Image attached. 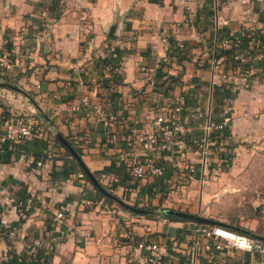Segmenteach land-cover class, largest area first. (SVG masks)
Returning <instances> with one entry per match:
<instances>
[{"label": "crops", "instance_id": "crops-1", "mask_svg": "<svg viewBox=\"0 0 264 264\" xmlns=\"http://www.w3.org/2000/svg\"><path fill=\"white\" fill-rule=\"evenodd\" d=\"M254 30L264 34V0H0V83L9 87L0 88V134L2 119L18 114L33 115L46 130L41 139L0 148V219L16 228L14 237L0 236V264H130L132 243L143 239L167 242L165 264H256L234 247L206 250L203 238L195 246L194 230L202 224L147 218L98 199L60 141L129 205L159 207L162 196L179 195L189 183L208 184V164L202 166L195 150L158 156L166 178L134 183L117 151L131 138L130 128L152 124L165 104L153 102L160 95L182 100L186 140L199 138L207 120L220 122L227 111L224 138H211L208 161L220 160L218 144L232 152L239 140L255 139L264 115V61L216 58L222 39L239 41ZM250 49L264 53L259 42ZM92 105L117 116L116 144L88 119ZM30 158H43V165H29ZM187 163L196 167L195 178L186 175ZM210 198L200 189V211ZM59 212L64 217L57 222ZM211 212L204 213L215 217ZM216 222L264 241L253 228Z\"/></svg>", "mask_w": 264, "mask_h": 264}, {"label": "built area", "instance_id": "built-area-1", "mask_svg": "<svg viewBox=\"0 0 264 264\" xmlns=\"http://www.w3.org/2000/svg\"><path fill=\"white\" fill-rule=\"evenodd\" d=\"M221 47L228 49L230 40H221ZM234 59L242 61L262 60L264 53L252 56L248 51L238 52ZM1 65L9 68L8 62L1 61ZM106 69H110L105 67ZM114 74L116 70L111 69ZM162 100L165 104L159 113L153 118L150 126H134L130 128L131 138L125 142L117 151L119 163L124 167L130 183H134L143 177L166 178L167 167L158 160V156L168 155L181 158L187 152L195 150L199 156L202 166L206 165L209 155H211L212 142L224 138L225 130L230 122L227 111H224L222 121L214 122L207 120L202 127V135L197 139L186 140L183 137L185 126L183 123V103L178 97L164 100L166 97L160 95L153 98V102ZM164 98V99H163ZM87 117L94 123L101 124L106 132V140L109 144H116L118 141L119 127L118 118L114 114H107L100 105H92L87 111ZM2 132L0 134V148L8 145H22L45 136V127L33 116L18 114L4 117L1 121ZM214 145V144H212ZM223 144H218L214 154L219 159H224ZM225 152V151H224ZM26 158L25 154L19 159ZM225 160V159H224ZM29 165L39 168L43 165V158L27 159ZM186 175L192 177L196 174V167L192 164L185 165ZM78 177L84 178L83 173H78ZM64 215L59 212L55 215V220L61 221ZM8 234L14 237L16 228L7 219H0V236ZM206 239V250H220L227 247H234L243 254L255 257L256 264H264V241L251 237L235 230L219 225H199L194 230L193 242L198 245L199 239ZM169 256L167 242H154L146 239L134 241L129 252L130 264H165Z\"/></svg>", "mask_w": 264, "mask_h": 264}, {"label": "rangeland", "instance_id": "rangeland-1", "mask_svg": "<svg viewBox=\"0 0 264 264\" xmlns=\"http://www.w3.org/2000/svg\"><path fill=\"white\" fill-rule=\"evenodd\" d=\"M255 127L261 132L253 140H239L234 144L237 151L230 152V145H222L225 151L222 155L227 154L223 157L224 162L222 159L207 161L209 169L204 178L208 184L194 182L191 187L189 183L186 185L188 188L179 195L162 196L166 201L153 212L154 217L160 219L158 215L161 208L178 209L225 224H242L264 234V115L261 121L257 120ZM203 188H207L211 200L200 211L198 194ZM188 193H192L188 201L190 205L185 204V195ZM146 207L152 206L147 204L141 208ZM207 207L212 211L209 215L213 213L215 217L211 218L207 212L204 213Z\"/></svg>", "mask_w": 264, "mask_h": 264}, {"label": "trees", "instance_id": "trees-1", "mask_svg": "<svg viewBox=\"0 0 264 264\" xmlns=\"http://www.w3.org/2000/svg\"><path fill=\"white\" fill-rule=\"evenodd\" d=\"M251 42H254V43L255 42H259L260 45L263 48V51H264V34L262 32H260V31H258V30L245 31L244 32V36L239 41H236V40L230 41V45H229V48L228 49H223L221 47L222 49L216 55V58H219L221 56L234 57V55L236 53H238V52L248 51L250 49V43ZM249 53L252 56H255L256 55L253 52L252 53L249 52ZM112 75H113L112 76V78H113L112 80H116L117 79V75L116 74H112ZM5 84H7V83H5ZM0 88H9V87L8 86H2V85H0ZM69 155H70V153H69ZM70 157L73 158L71 155H70ZM108 171H109L108 169H105V173L108 172ZM83 175L90 182L89 178L85 174H83ZM92 175L98 181V175H96V174H92ZM100 186H101V188L105 189V191H107V189L104 188L101 184H100ZM94 189H95V192L97 193L98 199H100V198H106L110 202H113V203L117 204L122 210L127 211V212H130V211H128L127 209H125L123 206H121V204L119 202L124 203V204H126L128 206H131L133 208H136V209H144L145 211H147V213L144 214V215H141V216H145L147 218L154 217L153 212L158 208V207L141 208V207H137L136 205H129V204L123 202L122 200H120L119 198H117L115 195H113L109 191H107V193H106L104 191H101V190L97 189L96 187ZM161 209H163V208H161ZM177 211H180V210H177ZM181 212H183V211H181ZM186 213H188V212H186ZM132 214H135V213H132ZM135 215H138V214H135ZM178 220H180V221H186V220H183V219H178ZM195 223L202 224V223H198V222H195ZM235 231H237L239 233H242V234H245V235H248V236H251V237L258 238L254 233H252L250 231H247L245 229H239V228H237Z\"/></svg>", "mask_w": 264, "mask_h": 264}, {"label": "water", "instance_id": "water-1", "mask_svg": "<svg viewBox=\"0 0 264 264\" xmlns=\"http://www.w3.org/2000/svg\"><path fill=\"white\" fill-rule=\"evenodd\" d=\"M0 85L2 86H7L6 84H2L0 83ZM13 88V87H12ZM60 141L62 142V144L68 149V151L71 153V155L78 161V163L80 164L84 174L89 178L90 182L92 183V185L94 187H96L97 189L104 191L107 193V191H105V189L101 188L99 182L93 177V175L87 170V168L83 165V163L81 162L78 154L73 150V148L67 143L65 142L63 139H60ZM121 206H123L125 209H127L128 211L138 214V215H144L147 213V211H145L144 209H136L133 208L131 206H128L124 203H121ZM159 217H165V218H173V219H183L186 221H191V222H198V223H202L205 225H220V223L214 221V220H210V219H206V218H202L199 217L197 215H193L191 213H186V212H181V211H177V210H173V209H160L159 210Z\"/></svg>", "mask_w": 264, "mask_h": 264}]
</instances>
